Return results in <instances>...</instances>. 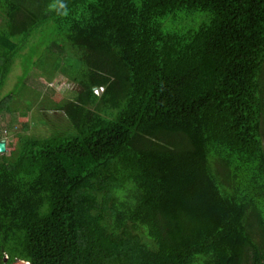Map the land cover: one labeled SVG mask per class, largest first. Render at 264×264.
<instances>
[{
	"label": "trees",
	"instance_id": "obj_1",
	"mask_svg": "<svg viewBox=\"0 0 264 264\" xmlns=\"http://www.w3.org/2000/svg\"><path fill=\"white\" fill-rule=\"evenodd\" d=\"M30 70L79 89L0 155V264H264V0H0V118Z\"/></svg>",
	"mask_w": 264,
	"mask_h": 264
},
{
	"label": "rangeland",
	"instance_id": "obj_2",
	"mask_svg": "<svg viewBox=\"0 0 264 264\" xmlns=\"http://www.w3.org/2000/svg\"><path fill=\"white\" fill-rule=\"evenodd\" d=\"M203 15H205L203 12L195 13L192 16L180 14L178 18H171L169 20V29L172 32H180L190 28H197V26L207 22V17L203 19ZM65 63L68 64V60ZM25 67L29 68L31 65L27 63L23 66L21 60L16 62L8 82L3 89V94H7L9 91L16 89L20 76L25 72ZM24 81L27 84L26 88L22 89L18 87V96L21 98L19 100V113L7 114L5 117L2 116L0 118V131L7 145L8 141L14 143L15 136L18 132L21 135L25 134L39 139L50 137L54 131L63 133L68 129L69 123L64 112L55 110L47 111L44 109L45 105L40 106L38 103H34L28 110H25V107H27L25 104L26 98L30 96L33 98V95L36 96V91L41 97L50 98L52 101L58 102L65 97H72L71 95L79 89L76 83L69 82L67 77L60 71L53 77H49L40 75L36 70H30ZM94 92L96 95L102 96L104 89L98 87L94 89ZM21 112L26 113L25 117H20ZM3 153L9 154V152L5 151L0 152V155Z\"/></svg>",
	"mask_w": 264,
	"mask_h": 264
},
{
	"label": "water",
	"instance_id": "obj_3",
	"mask_svg": "<svg viewBox=\"0 0 264 264\" xmlns=\"http://www.w3.org/2000/svg\"><path fill=\"white\" fill-rule=\"evenodd\" d=\"M7 147V143L5 140H0V152H5Z\"/></svg>",
	"mask_w": 264,
	"mask_h": 264
},
{
	"label": "clouds",
	"instance_id": "obj_4",
	"mask_svg": "<svg viewBox=\"0 0 264 264\" xmlns=\"http://www.w3.org/2000/svg\"><path fill=\"white\" fill-rule=\"evenodd\" d=\"M60 7L63 8V9L65 10L64 14H67V8H66V5L61 4Z\"/></svg>",
	"mask_w": 264,
	"mask_h": 264
}]
</instances>
